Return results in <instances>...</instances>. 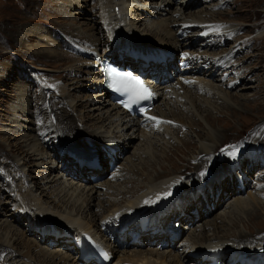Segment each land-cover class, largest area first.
I'll list each match as a JSON object with an SVG mask.
<instances>
[{"label": "rangeland", "instance_id": "obj_1", "mask_svg": "<svg viewBox=\"0 0 264 264\" xmlns=\"http://www.w3.org/2000/svg\"><path fill=\"white\" fill-rule=\"evenodd\" d=\"M140 1L138 4L140 9L143 8L140 11H142V17L145 19L152 18L156 20L160 16L161 19L166 20L186 15L183 12L180 14L181 10L179 11V4H177L183 0H167L169 5L164 2L165 0ZM183 4L188 5L190 10L200 11V14L204 13L202 18L205 19L204 21L221 25L226 29V31L216 33H221L222 35H226L223 33L232 34L228 37H223L219 41L221 38L219 34L214 37H206L208 35L207 32H200L202 36L197 39L200 33L193 35L198 30L193 29L190 30L191 34L188 39L182 38L179 40L185 42L186 45L195 41L194 44L192 43L187 48L189 52L198 51L199 53L203 48L198 50V47H202L201 44L203 42L211 40L209 43H215L216 41L215 47L208 51L211 57L210 55L196 54L200 61L198 62L197 60L193 64L195 66L200 64V67L194 68L193 71L198 70L199 73L196 72L194 75L201 76L202 73L206 72V68L209 69L211 66L215 69L217 68L215 72L211 71L214 72L215 79H224V83L229 81L237 83L234 88L228 89L230 96L223 93L225 99L222 100H225L224 102L219 99V101H216L208 98L209 101L202 102L205 103V106L200 107L199 105V109L189 107V115L181 114L178 118L169 116V119L175 118L173 119L175 124L168 129V134L166 135L161 133L163 129L158 132L159 134H151V142L134 138L129 143L128 136L122 141V138H118L117 135H121L124 130L116 133V137L112 136V139H109L110 133L102 132L103 137L101 138L100 136L99 138L102 140L109 139L108 142H102L100 139H96L98 142H92L94 133L88 132L92 129H86V126H82L79 123L82 129L79 139L72 141L68 138H61L67 140L66 145L68 147L59 145L56 141L43 143V152L47 154L45 160H52V163L45 162L37 167L35 165L32 166L31 160H26V163L23 160L24 163L21 166L22 161L17 162L14 155L25 149L23 146L25 139L32 136L34 139L37 138L33 130L40 128L41 124H39L40 117L35 116V111L37 106L41 102L43 103L42 95H52L57 89L58 82L62 87L66 86L65 89H68V93L71 95V102H81L83 106H77V110H70L72 116L74 115L76 118L80 117L84 111L92 108L95 98L94 94L101 90V87L96 83V79L100 75L99 72L90 77L92 81L89 78L92 70L87 72H83L82 68L78 72L72 70L73 74L69 78L78 79L76 82L67 81V78L63 79V81L61 79L63 73L71 72L64 54L71 57L75 55L70 61L71 63L75 62V66L76 62H78L77 65L79 66H91L92 69L97 68L99 70V60L94 64V56L88 52L89 45L81 43V40H73L77 39L78 36L89 38V33L86 32L87 28L92 25L101 26L98 10L99 0H0V148L3 153H7L4 152L5 149L11 155L10 162L4 163L6 167L3 166L0 169V201L8 200L5 189L9 187L5 185L9 183L8 180L10 179L14 184L20 185L23 189L28 188L38 195L40 189L35 190L32 182H38L44 175H48L46 172L50 171V175L57 172L63 173L66 180H71L77 185L80 184L86 188L101 183L115 186L112 189L118 188L119 191L117 190L114 194V202L117 204V208H122L121 206H125L126 203L125 195L124 197L122 196L124 191L129 190L134 196H139L143 194L141 192L146 187H149L150 181L147 182V179H153V181L157 182H155L156 185L160 184L157 189L159 191L158 193H155V191L149 192V202L155 199L154 203H156L161 198L160 196L170 193V195L165 196L181 195L180 199L181 201L183 200L181 204L184 203L181 206H186L183 212L181 209L184 221H180L179 224L177 222L179 218L173 220L179 224L177 227L180 228V238L177 240V244L180 246L182 243L183 247L180 246L176 249L172 244L163 243L160 239H153V243L149 241V239L152 240L149 237L142 236L141 239L139 238L142 248L158 249V252L165 251L164 254H166L168 249L171 252L182 254L187 250V246L195 240L193 237L199 240V237H201L199 235L200 232L205 237L214 236V232L218 233L219 237L227 233L238 234L241 232L248 234L245 221L252 211H257V215H254L253 220H251L254 222H249L248 226H252L254 223L264 224V177L259 178V175H261L259 173H264V0H184ZM117 7H114L116 12H118ZM212 7L216 8L213 9ZM137 15H139V12H137ZM133 18L136 19L135 16ZM140 31L148 34L150 39L141 40L136 36L134 38L125 31L114 37L102 30L104 34L102 36L99 30H95V34L98 32L101 37L100 41H102L99 43L101 45L100 53L108 47L111 53L117 47L122 52L121 54H123L122 57L125 61L128 60V56L127 53H123L122 49L128 52L129 48H134L140 53L144 52V54H153L160 49L165 50V53L168 52L169 56L166 58L164 66L155 64L156 71L154 75L158 79V84H170L175 89L184 86L186 83L182 81L185 80V77H181V82L179 81L181 80L180 78L177 80L175 77L177 71L172 65L173 61L168 60L171 56L176 57V54L180 51L184 52L181 46L177 44L174 46H162L157 42L156 37L149 34L146 29ZM104 40H106V44ZM184 54L186 53L184 52ZM146 57L149 58V55H146ZM191 59L189 60L191 61ZM205 59L206 61L203 62ZM218 61H222V63H218L220 67L216 65ZM226 63L227 65H225ZM202 64L204 68H202ZM221 67L224 68L221 69ZM220 72L223 73L221 76ZM74 73H78L82 77L74 76ZM178 74H181V72H178ZM190 75L189 77H191ZM212 83L217 87L220 81H213ZM63 84L66 85L64 86ZM191 84H199V80L193 79ZM180 91L182 92V90ZM189 95L187 94L186 96V103L189 102ZM53 98L57 99L56 96ZM44 104L47 105L46 102ZM94 104L96 105L97 103ZM166 108L173 112L169 105ZM155 111L156 115L159 116L160 111ZM89 113L97 114V110ZM207 113L209 115V120H207L211 124L205 121L204 116ZM47 115L50 117L49 108L46 110ZM178 119L184 121V125ZM45 120H47V117H45ZM192 121L195 126L191 128L189 123H192ZM96 131L98 130L94 132ZM129 133L127 132L128 135L131 134ZM205 133L215 135L219 139L217 145L215 144L214 146V142L205 141L207 139ZM125 134L126 132H124ZM84 140H87L89 145ZM184 140L188 141V143L183 144ZM114 141H116V144L115 147H112ZM202 144H207V152L209 150L211 152L214 146L212 153L214 155L210 160H205L204 154L199 155ZM232 146L237 149L234 156L230 151ZM109 147L115 148L116 151L109 154L111 149ZM136 147H138L137 150H135ZM222 149H225V151L222 152ZM219 154L220 159L217 157ZM95 156L99 158L102 166L101 170H90L86 165H81L80 161L76 160L77 157ZM200 159L205 161V165L208 168L206 170L207 175L204 178L201 174L196 173L197 167L194 164ZM108 160L114 162L112 168L114 170L110 169L108 171L107 169L106 171ZM11 162L15 163L14 168L11 167ZM213 164L215 165L210 168ZM17 170L20 172H17ZM172 170L176 171V173H172ZM111 171L115 172L118 177L115 183L108 177L106 179V174H104V172L108 174ZM189 172L191 173L190 177L184 175ZM2 173L10 175V179L4 177ZM92 174L98 175L100 178L93 181L91 179ZM158 175H161L162 178H159ZM165 175L168 176L165 177ZM128 180L134 181L128 182ZM194 181H198V184L194 185L192 183ZM137 186H140L138 191L135 189ZM3 187L4 189L2 190ZM103 188L105 189V187ZM255 188L258 189L256 190L257 192H261L263 195V197L259 196L257 199H260L257 201L258 204L249 200L250 204L244 206L243 209L235 207L234 200L237 196L240 197L242 195V197H245L249 192L255 196V193H257ZM104 189H101L100 193H105V191H102ZM45 191H52V188H47ZM45 191L44 193H46ZM233 191L235 194L232 193ZM223 194L224 199L219 203L220 196ZM92 195L95 199L91 202L90 212L92 213L91 217L95 220L94 213L97 210V205H101V197H96V193ZM151 195H155V197H151ZM187 195L189 196L183 197ZM255 197L258 196L256 195ZM192 198V201L189 200ZM44 200L48 202L46 197ZM174 201L176 202L177 198L173 197ZM143 202L145 204L149 203ZM170 202L171 200L168 203ZM108 203L106 201V206L104 204L100 206L104 213L108 209L107 206H111V203ZM52 206L50 205V207ZM13 209L10 205L0 204V224H5L3 221L8 219L14 228L16 227L20 230L22 242L16 244L18 245L17 249L13 246V250H22L24 252L26 246H29V255L31 256L30 258L28 257L29 264H34L35 259L41 260L45 258L48 253L46 252L47 250H57L59 253L69 255L77 263L82 262L77 249L67 248V245L73 244L71 241L66 240L67 235L69 237L68 233H65L66 235L60 234L59 238L54 237L55 233L58 234L56 230L67 227L63 221L43 217L31 221L27 225L25 220L17 217L14 222L11 220L12 217L16 216L12 215ZM211 223L217 224L216 227L218 228L215 231L212 230ZM165 224H168V222H165ZM171 224L172 221L170 222ZM182 225L186 227L183 228ZM260 227H254L253 233L257 232L259 234L258 231L264 230V226L259 229ZM50 229L54 231L51 232ZM140 232H143V230ZM131 233L133 231L130 229L126 231L122 241H127L128 244L126 246L121 244L115 250L116 254L113 253V260L118 258L119 254L117 253L119 251L134 248L131 244ZM191 233H194L191 235L193 236L192 239L189 238ZM262 233V236H264V232ZM227 239L224 238L223 242L229 244L234 242ZM184 241H187V244ZM262 242H264V239ZM198 243L200 242L198 241ZM243 245H246V243ZM263 248L264 244L259 247L257 253ZM2 253L0 252V254ZM243 254H238L239 260L243 259ZM219 258L221 259L219 262L221 264H226L227 262V264H232L230 263V255L225 259V255L220 252ZM71 259H68V262ZM195 259V254L190 253L189 257L185 259V264H192ZM60 260V258H57L52 261H54V264H58ZM7 262L4 261L3 256L0 264H7ZM171 264H175V262ZM254 264H264V249L262 255L255 258Z\"/></svg>", "mask_w": 264, "mask_h": 264}, {"label": "bare ground", "instance_id": "obj_2", "mask_svg": "<svg viewBox=\"0 0 264 264\" xmlns=\"http://www.w3.org/2000/svg\"><path fill=\"white\" fill-rule=\"evenodd\" d=\"M139 2H141V1L140 0H99L98 10H99V15H100L101 26L92 25V26L88 27L87 28L88 30H86V32L89 33V36H88L89 38H84L82 36H78L77 39L72 38L73 40H81L82 41L81 43L89 45L90 48H89L88 52L94 56L93 57L95 59L94 64L98 60H100V58H102L103 56H107V57L115 56V57H117L118 55H117L116 51L119 49L116 47V49L110 53L109 47H108L107 49H104L102 53H100V46L101 45L99 43H101L102 41H100L101 37L98 35V32H97V34H95V30H97V31L99 30V33L102 36L104 35L102 33V30L103 31L105 30L107 34L112 35L114 37L116 35H118L120 32L125 31L128 34H131L134 38L136 36L141 40L142 39L147 40V39H150L149 35L144 34L140 31V30L146 29V31L149 34H152L156 37V40L160 45H162V46L163 45L174 46L177 44L178 46H181V48L184 50V52L186 54L189 51L187 47L190 46L192 43L194 44V42H195V41H193V42L189 43L188 45H186L185 42L179 41L182 38H185V39L189 38V35L191 33L190 32L188 33L186 31L187 29H192V30L198 29L196 32H194L193 35H198V33H200V32H203V33L207 32L208 35L206 37H214V36L219 34L216 32L226 31V29L221 25L204 21L205 19H202L204 13L200 14V11L198 12L195 10H190L188 5L183 4L184 0L179 1L177 4H179V11L181 10L180 14H182V12H183L186 15L184 17L180 16V17L175 18V19H166V20L161 19L160 16L158 17L159 19H156V20L152 19V18L145 19L144 17H142V11H140V10L143 8L140 9L139 4H138ZM164 2H167L169 5V1L165 0ZM141 4H145V3H141ZM116 6H118L117 7L118 12L115 11ZM212 8L215 9L216 7H212ZM137 12H139V15H137ZM170 14H173V13H170ZM199 14H200V16H198V17L200 19L197 17V15H199ZM134 16L136 17V19L133 18ZM140 27H142V28H140ZM227 31H229V30H227ZM223 34H226V35H222L221 33L219 34V35H221V38L219 39V41L223 37L225 38L226 36L228 37V36L232 35L231 33H223ZM73 37H75V36H73ZM199 38H201L200 35H199V37H197V39H199ZM178 41H179V43H177ZM104 42H105V44L107 43L106 40H104ZM209 42H205V43L203 42L201 44L202 47H198V50L202 49V48H203V50L200 53L198 51H195L194 53L198 54V55L202 54L204 56L210 55V57H211V54H210V52L208 53V51L215 47L216 41H215V43L214 42L209 43ZM160 45H159V47H160ZM91 47H93V49H91ZM160 50H162V49H160ZM162 51L165 52V50H162ZM64 55L67 58V63L69 64L71 72L68 71V72L63 73L61 75L62 81H63V79L67 78L66 79L67 81L69 80L71 82H73V81L76 82L78 79H72L69 77L73 74L72 70H76L74 72H78L81 68L83 69V72H87V71L92 70L91 73L89 74V78L96 75L97 72H99V74L101 73L100 69L99 70H97V68L92 69L91 66H83V65L79 66V65H77L78 62H76V66H75L74 65L75 62L74 63L70 62L71 58H73L75 55L73 57H71L70 55H66V54H64ZM122 55L123 54H121V56ZM77 59H78V57H77ZM77 59H76V61H77ZM122 59H123V57H122ZM128 60L130 61L129 58H128ZM205 61H206V59L203 60V62H205ZM217 63H222V61H218ZM217 63H216V65H217ZM89 64H91V63H89ZM225 65H227V63ZM155 66H156L155 64H149V67L146 68V70L154 73L156 71ZM199 67H200V64L195 66V68H199ZM223 68L221 67V69H223ZM216 69L213 66H211V68H209V69L206 68V72L204 74L200 73L201 76L194 75V73H196V72L198 73V70H196L195 72L194 71L191 72V73H193L190 75L192 77V80L193 79L199 80V84H196V85L191 84V83H186L184 86L179 87L178 89H175L173 85H170V84L159 85L157 83L156 89L158 90L160 97H158V99H157L158 101H156L157 104L154 105V110H152L150 112V115H151V117H157L159 119V121H161V122L157 123V121L147 120V122L145 124H143V126H138L136 120H131V122H130V120L124 121L125 118H124L121 110L107 98L108 97L107 93L102 89V87H101L102 83H100L102 80L100 78V75L97 77L96 83H97V85H99L101 87V90L94 94L95 98H97V99L94 98L92 108H89V110L84 111V113L82 112L83 114H81L80 117L75 118L74 115H73L74 116L73 117L70 110H72V111L77 110V106H80V107H83V106L81 105V102H79V101H78L79 103H76L75 101H74L75 103L71 102L72 101L70 98L71 95L68 93L69 90L65 89L66 84L65 85L63 84L65 87H62L57 80V82H58L57 89H55V91L52 95L43 94L42 95L43 103L41 102L40 105L37 106V109L35 111V113H36L35 116L40 117V120H39L40 123L39 124H41L40 128H35L33 130L35 132V134L37 135V138L34 139V137L32 136V137L25 139L24 144H23L25 149L20 151L19 154L16 153L14 155V158L17 162L22 161L20 164L21 166L24 163L23 160L25 161V163H26V160L27 161L31 160L32 166L35 165L37 167L40 166L42 163L44 164L45 162L52 163V160L51 161L45 160V157L47 156V154H45L43 152V148H44L42 146L43 143L44 142L45 143L46 142L51 143L52 141L53 142L56 141L57 143H59V145H65L66 147H68L66 145L67 140L61 139V138H68L69 140H72V141L79 139V135L82 133V129L80 128L79 123H81L82 126H86V129L87 128L92 129L89 131L87 130L88 132H91L92 134L94 133V135H92L94 137V138L92 137V140H91L92 142H98L96 139H100L99 138L100 136H101V138L103 137L102 132L110 133L111 136L109 137V139H112V136L116 137L115 134L119 133L120 131H123V130H124V132H126L125 135H124V132L121 133V135H119V136L116 134L118 138H122V141H124L126 139V136H128L129 143L131 141H133L134 138H138V139H140V141L144 139L146 141L149 140V142H151L150 141L152 138L151 134H154V133L159 134L158 132H160V130L163 129V132H161V133L166 135V134H168V129L172 125L175 124L173 122L174 121L173 119H175V118L169 119V116H171V117L173 116V117L178 118L181 114L182 115L183 114L189 115V113H190L189 107H192L194 109H196V108L199 109V105H200V107L205 106V103H202V102L209 101L208 98H211V99L216 100V101L221 100L224 102L225 100H222V99H225V97L223 96V93L230 96V93H228V89H230L232 87L234 88L237 85V83H232L230 81L227 83H224V79H215L213 73L216 71ZM208 70H210V71H208ZM211 71H214V72H211ZM154 74L151 76V78L155 84V81H157L158 79L154 80L155 79ZM222 74L223 73L220 72V76ZM74 76H81V75L78 73H74ZM207 76L210 78H208ZM87 79H88V74H87ZM186 79L187 78H185V80ZM90 80H91V78H90ZM213 81H220V83H218L219 85H217V87H216L215 85H213V83H212ZM204 83L207 85H205ZM69 85H70V83H69ZM45 88H49V87H45ZM165 90H168V91L165 92ZM179 90H182V92L180 91L181 92L180 93ZM187 94H190L188 103H186V101H185ZM54 96H56L57 99H54L53 98ZM159 101H160V103H159ZM45 102L47 105L44 104ZM94 103H97V104L95 105ZM167 105H169V107L171 109H173V112L170 111L168 108H166ZM69 106H70V109H69ZM48 108H49V113H50L51 118L48 117V115L46 116V110ZM96 110H97V114L89 113V112H93ZM155 110L160 111L159 116L156 115ZM75 112H77V111H75ZM75 112H73V113H75ZM45 117H47V120H45ZM204 117H205V121L208 124H211V122L208 121L209 120L208 113L205 114ZM168 121H170L172 123H166ZM179 121L181 123H183L182 125H184V121H181V120H179ZM128 123H129V126H127ZM192 126H195L193 121H192V123L191 122L189 123V127L192 128ZM95 128H97V129H95ZM95 130H98V131L94 132ZM127 132H130L131 134L129 133L130 135H128ZM106 136H108V135H106ZM205 136L207 137V139L205 141L214 142V146H215V144L217 145L219 139L216 138L215 135L205 133ZM59 138H60V141H59ZM220 138H222V137H220ZM109 139H105V140L100 139V140L102 142H108ZM87 140H88V138H87ZM87 140H84V141H87ZM86 143L88 144V141ZM184 143H188V141L184 140L183 144ZM115 144H116V141L113 142L112 147H115ZM214 146H213V148L211 147L212 148L211 152H210V150L207 152V149H208L207 144H202L201 150L199 151L200 152L199 155L204 154L205 155L204 159L210 160L214 155V154H212ZM137 149H138V147L135 148V150H137ZM216 149H217V147H216ZM4 152H7V153H3V151L0 148V155H1L0 169L3 166L6 167V165H4V163L10 162V159H11L10 158L11 155L9 154V152L6 151L5 149H4ZM21 153H23V154H21ZM198 156H195V157H198ZM217 157H218V159H220V154L217 155ZM165 159L169 163H171L167 157H165ZM194 164L197 167V169H196L197 174H201L203 171L208 169L205 165V161H203L201 159L197 162H194ZM214 165L215 164H213L210 168H212ZM11 167H13V168L15 167L14 162H11ZM48 169H50V168H48ZM7 171L9 173L8 166H7ZM18 171L19 170H17V172ZM199 171H201V172H199ZM174 172L176 173V171L172 170V173H174ZM46 173H48L49 176L44 175L42 177V179L39 180L38 182H34V181L32 182L33 186L35 187L34 188L35 190L40 189V192L38 195H36L35 192H33L32 190H30L28 188L23 189L20 185L14 184V182L9 177L10 175H7L6 173H2L4 177H6L7 179H10V180H8L9 183L5 185V186L9 187V188L5 189L7 191L6 196H7L8 200H6V201L1 200L0 204L10 205L14 208L13 209L14 212H12V215H16V216L12 217L11 220H13L15 222L16 218L18 217V218H21L22 220H25L27 225H29L31 221H35V219L43 218V217H47L49 219H57L58 221H63L67 227L62 228L61 230H56V232L58 234L55 233L54 237L59 238L60 234L68 233L69 237L67 235L66 240H69L73 243L72 245H69V246L67 245V248H69V249H71V247H72L73 249L75 248L78 250V246H80V249H82L83 244L79 240V236L81 234L80 232L88 230V232H91V233H92V231L98 233L99 234V240H100L101 244H103L106 247H109L110 252L116 254L115 250H117L121 244L123 246L124 245L126 246V244H128L127 241L123 242L122 239L124 238L126 231L129 229L132 230L133 232L135 231V233H138L139 235H141L140 239L142 238V236H145V237L151 238L152 240L149 239V241L153 242V243H154L153 239H158V240L160 239L163 241V243L172 244L173 247L176 249H178L180 246L183 247L182 243L180 244V246L177 244V242H178L177 240H171L168 236L169 235L168 232H166L164 229H168V228H166L168 224H165V222L169 223L170 219H172V218L173 219L179 218L178 219L179 221H184V219L182 217V214H183L182 212L186 206H181L182 204H184V203L181 204V202L183 201V200L181 201V199H180L181 195H176V196L172 195V196H168V197L164 196V197H161L156 203H154L155 199L152 200L151 202H149V200H150L149 192L152 193L155 191V193H158V191H159L157 189H158L160 184L156 185L157 182L153 181V179H147L146 178L147 182L150 181L149 187H146L143 190V192H141L143 194H140L139 196L138 195L134 196L133 193L129 190L124 191L122 196L124 197V195H125V198H126L125 206H121L122 208H117V204L114 202V200H115L114 194H115V192H117L118 188L112 189V187H115V186H112L109 184L106 185V184L101 183V184H97V185L94 184L92 187L86 188L84 186H81L80 184L77 185V183H74L71 180L70 181L66 180L64 178L63 173L61 174L60 172H57V173H53L52 175H50L51 174L50 171H48ZM259 174H261V175H259L260 176L259 178L264 177V173H259ZM168 175H170V174H168ZM168 175H165V177H167ZM184 175H186L187 177H190L191 173L189 172V173H186ZM206 175H204L203 178ZM158 177L162 178L161 175H158ZM117 179H118V177L115 174L113 176V178L111 179V181H113V183H115V181ZM130 181H134V180H128V182H130ZM185 182H187V181H185ZM192 183H194V185H197L198 181L197 182L194 181ZM103 187H105V189ZM47 188L48 189L52 188V191H48V192L45 191V189H47ZM139 188H140V186L135 187V189L137 191ZM3 189H4V187L2 188V190ZM101 189H104L102 191H105V193H100ZM256 190H258V189L255 188V192H257ZM44 191L46 193H44ZM93 193H96V197H98V198L101 197V201H100L101 205L104 204V206H106V201L111 203L110 207L107 206L108 209H106L105 213L101 209V207H100L101 205H97V208H96L97 210H95V213H94V215L96 217L95 220L91 217L92 213L90 212L91 202H92V200L95 199V197H93V195H92ZM232 193L235 194L234 191ZM256 195L258 197H255ZM72 196H74L75 199L72 198ZM105 196H107V197H105ZM129 196H131V197H129ZM152 196L155 197V195H151V197ZM188 196L189 195L183 196V197L186 198ZM255 196H253V194H251V192L246 194L245 197L244 196L242 197V195L240 197L237 196V198L234 200L235 207H239L240 209H243L244 206H247L250 204L249 203L250 201L258 204L257 201H259L260 199L259 200H257V199L259 198V196L263 197V195L261 194V192H257V193H255ZM45 197L48 200V202L44 200ZM143 197H145V198L142 199ZM173 197L177 198L176 202L175 201L173 202ZM168 199L171 200L170 203H168L170 201V200L167 201ZM223 199H224V194L220 196L219 203L222 202ZM189 200L192 201L193 198L189 199ZM143 201H145V202L147 201L149 203L145 204ZM51 203H53V204H51ZM50 205H53V206L50 207ZM54 205H56V206H54ZM178 205H179V207H177ZM104 206H103V208H104ZM181 209H182V212H181ZM140 213H141V217L145 216V214H146L147 218L150 220V221H148V223H149L148 224L149 225L148 231L146 230V231L140 232V231H142L141 229L144 227L145 223L147 222V219L144 218L143 220H141V222H140L141 227L137 224V222L134 223L131 221V219L135 215H139ZM256 213H257V211H252L249 214L248 219L245 221V223H246L245 227L248 230L247 231L248 234H243L241 232H239L238 234L227 233V234L219 237L218 233L214 232V236L205 237L203 235V233L200 232L199 235L201 237H199V240H198L196 237L191 236L194 234V233H191L189 235V238L192 239V237H193V239H195V240H193V242H191L190 245L187 246V250L185 252H183L182 254L177 253V252L174 253V251L171 252L169 249H168L169 251L167 250L166 254H164L165 251L158 252V249L154 250L153 247H152L153 250L150 248H142V243L140 244V240H139L136 243H133V242L131 243V244H133V247H134L131 250H127V249L121 250L120 249L121 251H119L118 258L116 260H113V262L125 260V261H133L137 264H171L172 262H175V264H185V259H187V257H189L190 253H194L195 257H196V259H195L196 264H207L208 259H206V260L201 259L200 253H203L204 256H206V254L209 252L220 251L225 255V259L227 258V256L230 255L231 262L230 261L229 262L232 264H243V262H244L243 260H245L246 264H254L255 258L261 256L262 251L264 249V248L261 249L260 252L257 253V250L259 249V247H262L264 244V242H262V240L264 239V236H262L263 235L262 232H264V230H262L261 232L258 231L259 234H257V232L253 233L254 227H257V226L262 227V226H264V224H261V223L255 224L254 223L252 226H248L249 222H254L251 220H253L254 215ZM258 214H259V212H258ZM98 216H99V218H98ZM155 219H157V220L155 221ZM6 220L3 221V222H5V224H3V225H2V223L0 224V252H3L2 254H0V261L3 260V256H4V261H6V262L8 261L7 264H29L28 263L29 262L28 257L29 258L31 257L29 255V252H30L29 246H26V250L24 252L22 250H13V246L17 249L18 245H16V244H20L22 242V234H21L19 229H17L16 227L14 228L9 223L8 219H6ZM119 220H123L124 222L127 223L126 224V226H127L126 231L123 233L119 232V229L117 227L116 230H114V229L110 230V232L114 238H111L109 236H105L104 231L101 230L102 221H106L105 225L107 227H110L111 225L115 224ZM214 224H215V222H214ZM214 224H212V228H213L212 230L213 231H215V229L218 228V227H216L217 224L216 225H214ZM136 225H137V227H135ZM182 226H183V228L186 227L185 225H182ZM261 227L259 229H261ZM30 229H32V228H30ZM156 229H159L161 232L154 233L153 231ZM43 231H45V230H43ZM50 231L52 232L54 230L50 229ZM255 234H257V235H255ZM224 238L225 239L228 238L227 240H233L234 242H232L231 244L225 243V242H223ZM76 240L79 241L80 245L78 242L74 243V241H76ZM198 241L200 243H198ZM184 242H186V244H187V241H184ZM244 243H246V245H243ZM49 244H51V243H49ZM51 245H53V244H51ZM7 249H8V251H7ZM46 252H48L46 257L42 258L41 260L35 259L36 261L34 262V264H54V261H52V260L57 259V258L61 259L58 264H60L61 262H63L61 264H91V263H84V262H78L77 263L75 260H72L69 255H66V254L61 253V252L59 253L57 250H51V251L47 250ZM239 253H244L243 254L244 257L241 260L238 259ZM78 254H79V251H78ZM79 258L83 259L80 256V254H79ZM68 259H71L70 262H68Z\"/></svg>", "mask_w": 264, "mask_h": 264}, {"label": "snow or ice", "instance_id": "obj_3", "mask_svg": "<svg viewBox=\"0 0 264 264\" xmlns=\"http://www.w3.org/2000/svg\"><path fill=\"white\" fill-rule=\"evenodd\" d=\"M108 86L114 91L130 94V100H147L153 95V93L147 86L144 85L143 81H141L139 77L134 76L131 73H121L113 69L108 70ZM124 106L128 107L129 105L125 104ZM146 119L157 121V123L161 122L157 117H146ZM166 123L172 122L168 121ZM221 151L223 152L225 149H222ZM230 151L234 156L237 149L235 146H232ZM206 174L207 172L205 170L201 173V176ZM165 195H170V193H166Z\"/></svg>", "mask_w": 264, "mask_h": 264}]
</instances>
